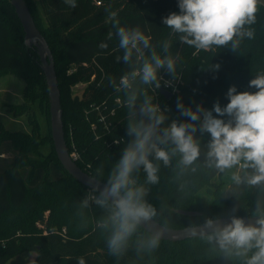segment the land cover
I'll return each mask as SVG.
<instances>
[{
    "label": "trees",
    "instance_id": "1",
    "mask_svg": "<svg viewBox=\"0 0 264 264\" xmlns=\"http://www.w3.org/2000/svg\"><path fill=\"white\" fill-rule=\"evenodd\" d=\"M25 2L54 57L69 152L75 146L81 156L77 165L106 184L133 140L127 132L129 121L150 122L139 111L145 98L165 115L159 126L163 129L173 120L189 122L177 110L178 97L193 110L201 104L212 110L217 101L224 107L231 86L238 92H255L257 89L248 87L249 81L264 75V5L258 4L254 22L244 25L243 31L252 36L237 37L233 51L231 43L198 49L181 39L184 34L164 25L163 17L179 14L178 0H76L75 8L65 0ZM115 21L119 23L113 27ZM119 27L138 29L149 37L150 47L141 48V59L133 50L131 60L123 61L124 49L116 34ZM101 43L107 47L100 48ZM153 51L162 59L173 60L174 73L166 67L158 70L160 85L162 79L180 82L170 100L161 95V87L131 77ZM7 75L26 83L25 101L14 109L29 111L33 134H12L0 125V144L10 142L18 152L11 166L0 172V264H9L28 252L36 255L33 264H78L80 258L85 264H246L255 249L247 257L236 256L234 250L229 255L209 244L207 236L181 242L159 239L157 247L149 248L152 235L140 226L122 254L112 255L107 248L110 208L97 205L99 194L75 180L59 161L40 57L34 47L25 45V32L11 0H0V77ZM125 76L131 85L128 89L120 86ZM79 84L86 85L82 95H73L72 88ZM133 93L137 99L129 105ZM113 110L115 116H111ZM100 115L111 123L108 130ZM213 116L230 119L215 112ZM195 138L201 155L192 166L181 165L179 153L171 156L167 166L149 156L158 167V182L147 183L143 166L133 173L137 186L147 189L144 199L156 209L152 219L168 228L183 229L208 219L256 216L257 203L264 207V185L225 183L222 178L228 169L220 172L206 162L210 134L201 136L198 131ZM159 147L171 154L174 145L169 142ZM251 171L243 167L239 175ZM204 186L211 198L201 201L198 194ZM178 211L199 215L185 216Z\"/></svg>",
    "mask_w": 264,
    "mask_h": 264
},
{
    "label": "clouds",
    "instance_id": "2",
    "mask_svg": "<svg viewBox=\"0 0 264 264\" xmlns=\"http://www.w3.org/2000/svg\"><path fill=\"white\" fill-rule=\"evenodd\" d=\"M65 2L76 7V0ZM258 3L259 0H178L179 14L170 13L162 18V23L173 32L184 34L181 39L198 49L207 50L212 46L223 47L231 43L234 51L239 42L237 37L252 36L250 31L244 32L243 28L245 24L254 22ZM118 23L119 21H115L113 27ZM116 34L119 37V47L124 49L125 63L131 60L133 50L138 54L137 59H141L143 51L140 46L150 47L149 37L138 29L119 27ZM99 47L106 48L107 44L101 43ZM165 67L169 73H174L173 60L162 59L153 51L149 59L143 60L139 70L131 73V77L134 79L139 76L143 84H154L156 88H160L158 70ZM216 68L218 70L219 65ZM120 86L130 88L127 76L121 79ZM248 87L257 91L238 92L235 86H231L226 93L229 100L227 105L221 107L217 101L212 110L205 109L202 104L197 105L195 110L185 107L178 97L177 110L189 122L173 120L163 129L159 126L165 122V115L149 98H145L139 111L150 122L145 124L144 119L129 121L127 132L133 140L124 149L107 184L103 187L93 185V190L99 192L95 203L102 208H110L108 221L111 235L107 240V248L112 255H121L137 228L156 216V209L144 199L147 189L142 185L137 186L133 173L143 166L147 183L158 182V167L149 156H154L167 166L171 156L179 153L180 164L184 167L192 166L201 155L200 143L195 138L198 131L201 136L207 133L211 137L206 153L209 167L214 166L224 172L243 161L242 167L252 171L244 177L233 175L232 180L237 185H264V75L251 79ZM136 99L133 93L129 97V105H134ZM213 112L219 117L227 116L230 119L225 121L214 117ZM169 142L174 145L171 154L159 147L160 144ZM205 229L210 230L207 235L209 244L218 246L229 255L234 250L236 256L243 257H247L255 249L247 258L246 264H264V207L259 202L254 223L246 224L242 218L233 216L230 223L220 226L213 219H208L200 228L201 235ZM191 234L196 235L197 230L191 229ZM159 239V234L153 235L147 241V246L157 247ZM78 264H85L84 259L80 258Z\"/></svg>",
    "mask_w": 264,
    "mask_h": 264
},
{
    "label": "water",
    "instance_id": "3",
    "mask_svg": "<svg viewBox=\"0 0 264 264\" xmlns=\"http://www.w3.org/2000/svg\"><path fill=\"white\" fill-rule=\"evenodd\" d=\"M12 6L20 19L25 32V45L27 47H34L37 50L38 56L41 61V69L44 73L45 80L47 83V88L50 97V123L51 132L54 148L59 161L61 162L63 168L78 182L93 190V185L97 184L103 187L106 183L91 176L90 174L83 171L76 162H74L70 156L69 149L67 147L64 124H63V111L61 106V94L58 86V79L55 70V63L52 51L48 45V42L38 29L32 14L25 2V0H11ZM161 95L170 100L173 95L165 89H161ZM97 192V191H95ZM99 194V192H97ZM179 214L185 216H197V212L189 211H178ZM242 218L246 224L254 223L256 216H236ZM232 217H224L214 220L220 226H224L231 222ZM205 224V223H204ZM204 224L193 226L183 229H173L161 225L154 219L143 223L140 227L146 232L150 233L152 236L159 234L160 240L170 241V242H181L193 238L205 237L209 234L210 230L205 229L203 235L200 234V228ZM195 228L197 234H191V229Z\"/></svg>",
    "mask_w": 264,
    "mask_h": 264
},
{
    "label": "rangeland",
    "instance_id": "4",
    "mask_svg": "<svg viewBox=\"0 0 264 264\" xmlns=\"http://www.w3.org/2000/svg\"><path fill=\"white\" fill-rule=\"evenodd\" d=\"M260 5H264V0H259ZM143 48V46H141ZM86 85L79 84L72 88V94L81 96ZM26 89V83L14 76L7 75L0 77V125L6 132L12 134H33V126L29 119V111L25 113H19L14 108L24 103V94ZM18 152L15 151L13 145L10 142H4L0 144V172L8 169L13 163ZM242 164L237 165L231 169H228L222 180L229 182L232 180L233 175H239L242 172ZM221 179H216L220 181ZM215 181V180H214ZM208 186H204L198 194L201 201H206L211 198V195L207 192ZM35 253H24L14 259L9 264H33L35 260Z\"/></svg>",
    "mask_w": 264,
    "mask_h": 264
},
{
    "label": "built area",
    "instance_id": "5",
    "mask_svg": "<svg viewBox=\"0 0 264 264\" xmlns=\"http://www.w3.org/2000/svg\"><path fill=\"white\" fill-rule=\"evenodd\" d=\"M161 88L167 90L169 93L174 95L179 90V81L175 82L173 80L162 79L161 80ZM154 91V90H153ZM155 92V91H154ZM101 116V121L105 123V128L108 130L111 127V123H107L104 116ZM111 116H115V110L111 111ZM70 156L74 162L80 161L81 156L75 146H72V150L70 152Z\"/></svg>",
    "mask_w": 264,
    "mask_h": 264
}]
</instances>
